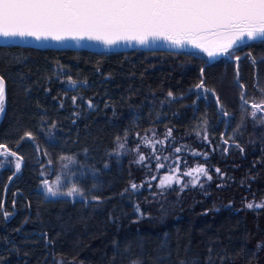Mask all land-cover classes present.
Segmentation results:
<instances>
[{
	"label": "trees",
	"instance_id": "obj_1",
	"mask_svg": "<svg viewBox=\"0 0 264 264\" xmlns=\"http://www.w3.org/2000/svg\"><path fill=\"white\" fill-rule=\"evenodd\" d=\"M249 44L238 61H209L0 43V143L24 158L0 173V264H264V207H246L264 204V112L251 116L264 103V42ZM198 165L211 180L159 186ZM58 178L84 195L51 197L43 181Z\"/></svg>",
	"mask_w": 264,
	"mask_h": 264
},
{
	"label": "snow or ice",
	"instance_id": "obj_2",
	"mask_svg": "<svg viewBox=\"0 0 264 264\" xmlns=\"http://www.w3.org/2000/svg\"><path fill=\"white\" fill-rule=\"evenodd\" d=\"M0 38L59 43L97 41L109 47L120 42L147 45L152 41H166L178 48L191 46L215 59L219 55L231 56L241 45L250 46L249 42H264V0H0ZM235 59L238 61L240 57ZM200 72L203 77L204 69L201 68ZM196 87L205 92L212 91L205 87L203 79ZM168 95L171 97L173 93ZM240 100L242 108L248 104L243 93ZM216 101L219 103V97ZM5 105L6 81L0 75V114L5 111ZM251 107L254 109L251 112L253 119L257 111L264 112V103H253ZM168 135H171L170 129ZM24 138L35 139L31 132H25L21 139ZM0 149L3 150L0 156L16 157L15 170L19 172L24 158L5 144L0 143ZM144 159L141 155L139 162ZM215 171L219 173L220 169ZM193 172L212 179L208 170L199 165L184 175L193 176ZM173 183L183 181L165 175L159 186L171 187ZM192 183L195 186L199 181L194 178ZM43 185L51 197L84 195L75 184L66 192L60 191L59 178L56 187L48 180H44ZM132 187L137 186L133 184ZM246 207L259 209L264 204L250 202ZM3 215L7 217L9 213Z\"/></svg>",
	"mask_w": 264,
	"mask_h": 264
},
{
	"label": "water",
	"instance_id": "obj_3",
	"mask_svg": "<svg viewBox=\"0 0 264 264\" xmlns=\"http://www.w3.org/2000/svg\"><path fill=\"white\" fill-rule=\"evenodd\" d=\"M0 43H17V44H26V45H32V46H37V47H58V48H65V47H70V48H89V49H94V50H104V51H114V50H123V49H133V48H139V47H145V48H152V49H159V48H164V49H172V50H189V51H194V52H199L200 50L194 49L191 46H186L183 48H178L174 47L170 42L166 41H152L151 43L147 45H140L136 42H131V43H125V42H120L115 46L109 47L101 42L97 41H83V42H75V41H68L65 43H59L55 41H36L35 39H29V40H6L4 38H0ZM243 54H238V55H231L227 56L228 58L235 59L236 56L242 57ZM223 59V58H221ZM209 61H213L208 59ZM236 60V59H235ZM213 92V91H212ZM220 106V105H219ZM23 164V163H22Z\"/></svg>",
	"mask_w": 264,
	"mask_h": 264
},
{
	"label": "rangeland",
	"instance_id": "obj_4",
	"mask_svg": "<svg viewBox=\"0 0 264 264\" xmlns=\"http://www.w3.org/2000/svg\"><path fill=\"white\" fill-rule=\"evenodd\" d=\"M243 45H241L239 48H241ZM238 48V49H239ZM230 51H232V50H230ZM236 51H237V49L235 50V51H233V53H232V55H235L236 54ZM199 53L200 54H202V55H204L207 59H210V58H208L207 56H206V54H204L203 52H201V51H199ZM228 55H219V56H217L215 59H210V60H219V59H221V58H226ZM4 113V112H3ZM3 113L2 114H0V119H1V117H2V115H3ZM150 140V139H149ZM152 147H153V149H154V147H155V144L154 143H152ZM8 148V147H7ZM8 149H10V150H12V151H15L14 149H12V148H8ZM0 151H3L2 149H0ZM16 152V151H15ZM17 153V152H16ZM17 155L18 156H20L18 153H17ZM15 163H16V157H12V156H0V173L2 172V170L4 169V168H6V167H10V168H12L15 172H16V170H15ZM21 168H22V166H21ZM196 167H191V168H188L187 170H185V171H183V172H180V171H176V169H174V170H170V171H167V172H165V173H163L162 174V176H161V178H160V180L163 178V176H165V175H172V176H174V177H176L177 179H180V180H182V181H186V180H190V179H196L197 177H199L201 174L200 173H196V172H193V176H189V178H186V175H184V173H186V172H188L189 170H192V169H195ZM21 170V169H20ZM160 182V181H159ZM43 188H44V185H43Z\"/></svg>",
	"mask_w": 264,
	"mask_h": 264
}]
</instances>
